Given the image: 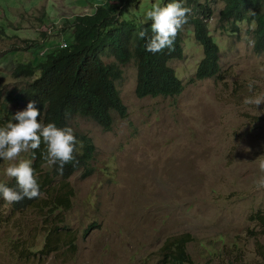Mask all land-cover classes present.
Here are the masks:
<instances>
[{
	"label": "rangeland",
	"instance_id": "1",
	"mask_svg": "<svg viewBox=\"0 0 264 264\" xmlns=\"http://www.w3.org/2000/svg\"><path fill=\"white\" fill-rule=\"evenodd\" d=\"M105 1L0 0V101L23 83L12 74L18 62L66 42L64 24ZM164 2L142 0L124 19L144 23L153 5ZM225 5L210 0L222 75L195 81L204 49L193 27L184 26L185 57L169 63L186 86L180 97L138 98L136 61L120 65L103 57L123 71L116 85L128 119L115 114L109 132L79 121L96 146L94 172L69 179L73 205L55 221L35 209L14 211L0 195V264H165V242L186 233L196 239L189 252L197 264H222L216 250L237 241L247 262L263 264L253 237L264 243V234L250 219L264 212V188L257 186L264 177L257 160L264 156V104L256 108L243 100L264 93V54L250 44L255 36L248 25L238 35L221 29ZM27 105L11 107L19 112ZM20 159L31 160L28 152ZM12 163L0 160V183L10 179L5 170ZM51 228L59 230L58 239L69 234L73 240H61L47 255L42 251Z\"/></svg>",
	"mask_w": 264,
	"mask_h": 264
},
{
	"label": "trees",
	"instance_id": "2",
	"mask_svg": "<svg viewBox=\"0 0 264 264\" xmlns=\"http://www.w3.org/2000/svg\"><path fill=\"white\" fill-rule=\"evenodd\" d=\"M203 1L204 4L200 0H165L163 5L181 2L192 9L186 25L193 27L194 38L204 49V58L198 66L195 81L218 79L222 75L221 47L210 29L215 13L210 7V0ZM141 3L142 0H106L92 13L78 15L72 22L64 24L62 30L66 35V47H60L61 42H58L42 57L16 64L12 74L23 83L10 90L0 101V127L10 121L18 123L12 120L18 111L12 109L11 105L16 108L34 101L45 125L54 123L57 127H71L74 130L78 141L75 154L78 163L65 165L61 175L58 165L48 167L43 160L42 153L46 147L43 143L40 149L29 150L43 195L34 199L25 197L20 202L12 203L14 211L35 209L48 222H53L62 211L71 210L73 190L68 181L76 173L83 172L84 177L92 174V162L96 155V146L89 134L80 128L79 121L93 122L109 132L114 127L115 114L121 119H128V108L116 85V81L123 76L119 64L136 61L135 93L140 99L177 98L184 93L186 86L183 80L169 66L171 61L185 57L182 31L171 49L156 54L148 52L146 44L153 35L151 22L136 24L124 19L129 16L133 6ZM225 4L219 20L221 29L238 35L242 32V25H248L254 29L255 52L263 55L264 0H225ZM140 31L147 32L144 39L139 37ZM105 55L114 57L119 64L106 63L103 59ZM57 181H60L59 185ZM3 183L18 188L15 178ZM250 220L264 234V212L255 213ZM49 234L42 251L47 255L58 250L61 240H73L69 234L58 239L59 230L55 228H51ZM251 234L255 236L254 232ZM253 238L256 240V254L264 264V243ZM195 240L190 233L169 238L162 248L165 264H197L189 252V245ZM218 250L216 256L221 258L222 264H250L240 241L232 243L227 251Z\"/></svg>",
	"mask_w": 264,
	"mask_h": 264
},
{
	"label": "clouds",
	"instance_id": "3",
	"mask_svg": "<svg viewBox=\"0 0 264 264\" xmlns=\"http://www.w3.org/2000/svg\"><path fill=\"white\" fill-rule=\"evenodd\" d=\"M191 12L192 9L181 2L168 3L163 7L159 4L153 5L152 10L145 15V22L151 21L153 33L148 39L146 50L156 54L171 49L177 35L188 24ZM138 35L144 39L147 32L140 31ZM250 44H254V41H250ZM254 84V81L249 82V92H253ZM243 103L257 108L264 104V93L245 97ZM40 117L41 111L33 101L28 103L26 110L19 111L12 117L18 123L10 121L6 126L0 127V160L14 162L6 168L5 173L7 177L15 178L18 185L14 189L0 183V195L9 204L20 202L25 197L34 199L43 195L32 161L18 160L22 153L40 149L43 143L46 146L42 153L43 160L48 167L58 165L61 175L65 165L78 163L75 155L78 141L74 130L71 127H57L54 123L45 125ZM257 160L261 161L259 167L264 172V156ZM257 186L264 188V177L257 181Z\"/></svg>",
	"mask_w": 264,
	"mask_h": 264
},
{
	"label": "built area",
	"instance_id": "4",
	"mask_svg": "<svg viewBox=\"0 0 264 264\" xmlns=\"http://www.w3.org/2000/svg\"><path fill=\"white\" fill-rule=\"evenodd\" d=\"M67 46V43L66 42H62L61 44H60V47H66Z\"/></svg>",
	"mask_w": 264,
	"mask_h": 264
},
{
	"label": "bare ground",
	"instance_id": "5",
	"mask_svg": "<svg viewBox=\"0 0 264 264\" xmlns=\"http://www.w3.org/2000/svg\"><path fill=\"white\" fill-rule=\"evenodd\" d=\"M177 171V170H176Z\"/></svg>",
	"mask_w": 264,
	"mask_h": 264
}]
</instances>
